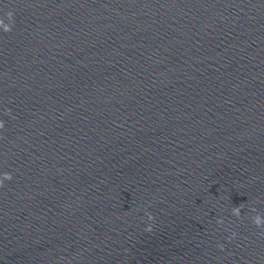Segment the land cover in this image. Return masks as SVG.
<instances>
[{
  "label": "water",
  "instance_id": "1",
  "mask_svg": "<svg viewBox=\"0 0 264 264\" xmlns=\"http://www.w3.org/2000/svg\"><path fill=\"white\" fill-rule=\"evenodd\" d=\"M9 11L0 264H264V0Z\"/></svg>",
  "mask_w": 264,
  "mask_h": 264
},
{
  "label": "clouds",
  "instance_id": "2",
  "mask_svg": "<svg viewBox=\"0 0 264 264\" xmlns=\"http://www.w3.org/2000/svg\"><path fill=\"white\" fill-rule=\"evenodd\" d=\"M14 14L13 12L9 11L7 13V18L10 21L9 24H5L2 19H0V28L3 29L4 32H11L12 28L14 27ZM6 114H10V110L6 111ZM5 127V122L0 120V130H3ZM12 179L11 173L5 172L3 174H0V187L4 186L5 181H10ZM244 207V204L241 203L239 206H233L231 208V215L236 217L237 219H242L241 211ZM251 211L255 213V215L251 216L252 223L259 229H264V215L260 214L255 208H252ZM147 220L149 221L148 226L145 228V231L151 232L152 231V224L154 223V216L150 213H146ZM217 223L222 225L223 220L218 219ZM236 232H232V238L236 237ZM261 235H264V232H261ZM218 247L223 250V245H218Z\"/></svg>",
  "mask_w": 264,
  "mask_h": 264
}]
</instances>
